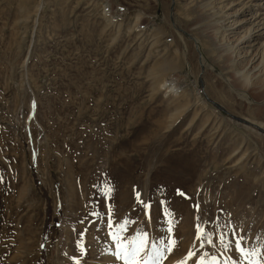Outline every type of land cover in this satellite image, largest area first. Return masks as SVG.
<instances>
[{
    "label": "rangeland",
    "instance_id": "rangeland-1",
    "mask_svg": "<svg viewBox=\"0 0 264 264\" xmlns=\"http://www.w3.org/2000/svg\"><path fill=\"white\" fill-rule=\"evenodd\" d=\"M242 119L264 127V0H0V264H123L141 238V264H247L240 237L264 264Z\"/></svg>",
    "mask_w": 264,
    "mask_h": 264
},
{
    "label": "snow or ice",
    "instance_id": "snow-or-ice-1",
    "mask_svg": "<svg viewBox=\"0 0 264 264\" xmlns=\"http://www.w3.org/2000/svg\"><path fill=\"white\" fill-rule=\"evenodd\" d=\"M183 195V193H181ZM111 223V221H109ZM199 231V229H197ZM113 235V239L116 240L115 234ZM235 236V233L232 234ZM200 240H203V236L198 237ZM243 237L237 238L235 242V249L234 251L236 253H239L241 256L248 257L247 264H259V262L256 259H253V257L256 256L255 251L251 253H246L243 248L241 247V240ZM145 240L143 238L140 239L138 243H134V246L132 248H128L117 240L116 242V251L112 254L115 257L116 261H123V264H141V261L137 258L141 251L143 250ZM221 244H224L223 239H221ZM172 245L169 244L167 248L163 249V252H170ZM225 250H227L229 245H225ZM193 251H190L188 253L189 259L192 258L193 255H195ZM144 264H148V261L145 260ZM153 264H159V258L153 261ZM196 264H218L217 258L213 257L212 259H208L206 256H202L200 259L196 261ZM225 264H228V261H225Z\"/></svg>",
    "mask_w": 264,
    "mask_h": 264
},
{
    "label": "water",
    "instance_id": "water-1",
    "mask_svg": "<svg viewBox=\"0 0 264 264\" xmlns=\"http://www.w3.org/2000/svg\"><path fill=\"white\" fill-rule=\"evenodd\" d=\"M201 69H202V67H201ZM200 92L203 94V96H204V98H205V101L207 102V103H209L210 105H212L216 110H218V111H220V112H223V113H225L228 117H229V119L230 120H232V121H234V122H237V119L236 118H234V117H232L229 113H227L226 111H225V109H223L221 106H219L217 103H215L213 100H211V99H209L208 97H206V95L204 94V90H203V84H202V81H200ZM246 126V125H245ZM259 134H264V131H262V130H259Z\"/></svg>",
    "mask_w": 264,
    "mask_h": 264
},
{
    "label": "bare ground",
    "instance_id": "bare-ground-1",
    "mask_svg": "<svg viewBox=\"0 0 264 264\" xmlns=\"http://www.w3.org/2000/svg\"><path fill=\"white\" fill-rule=\"evenodd\" d=\"M242 83H243V85L244 86H246V84H247V81L246 80H244V81H242ZM249 120V119H248ZM248 120H244V119H242V124L245 126L246 125V127L247 128H250L251 130H254L255 132L257 131V132H259V130H262V131H264V127H263V124L261 125V124H259V123H256V122H252V121H248Z\"/></svg>",
    "mask_w": 264,
    "mask_h": 264
}]
</instances>
